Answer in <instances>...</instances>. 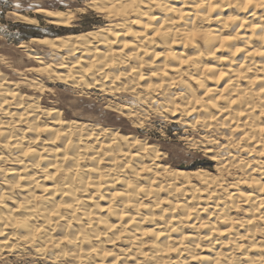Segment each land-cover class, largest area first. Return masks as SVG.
I'll return each instance as SVG.
<instances>
[{
	"label": "clouds",
	"instance_id": "obj_1",
	"mask_svg": "<svg viewBox=\"0 0 264 264\" xmlns=\"http://www.w3.org/2000/svg\"><path fill=\"white\" fill-rule=\"evenodd\" d=\"M9 229L0 264H264V0H0Z\"/></svg>",
	"mask_w": 264,
	"mask_h": 264
},
{
	"label": "bare ground",
	"instance_id": "obj_2",
	"mask_svg": "<svg viewBox=\"0 0 264 264\" xmlns=\"http://www.w3.org/2000/svg\"><path fill=\"white\" fill-rule=\"evenodd\" d=\"M122 9H117V11H121ZM162 22V21H161ZM137 27V30H141L140 28H139V26H136ZM152 35H155L154 33H152ZM37 39H43V38H37ZM129 43H130V41H129ZM115 47H118V46H115ZM100 48H101V50L103 51L104 50V46L103 45H101L100 46ZM157 51L159 52L160 51V49L158 48L157 49ZM237 55H240V53H238ZM38 65H39V63H38ZM59 71H63V70H59ZM9 85H11V84H9ZM13 85V84H12ZM12 87V86H11ZM10 87V88H11ZM26 91V90H25ZM21 111H22V109H21ZM15 113V112H14ZM21 116H22V114H21ZM17 119H19V116H18V118ZM19 167L20 166H18V165H16V169H19ZM13 175H16L14 172H10V173H8V179L11 177V176H13ZM16 179H18V177H16ZM5 188L7 187V185H5L4 186ZM20 191V193H21V196L19 197V199H22V197H23V194H24V192H25V190L24 189H20L19 190ZM7 204H8V207L9 208H12V209H16L17 207H18V201H17V199H15L14 198V200L11 202V200L10 201H7ZM7 214V213H6ZM203 215V214H202ZM129 226H131V224H129ZM11 229H9V230H7V233H6V235L4 236V237H0V239H6L7 238V234H11ZM222 238H224V239H226V235L224 236V237H222ZM220 249H219V246L217 247V251H219ZM225 250H227V249H225ZM202 252V251H201ZM202 254V253H201ZM173 256L175 255L174 253L172 254ZM203 256H214L215 255V252L214 251H210V250H205V253L204 254H202Z\"/></svg>",
	"mask_w": 264,
	"mask_h": 264
},
{
	"label": "rangeland",
	"instance_id": "obj_3",
	"mask_svg": "<svg viewBox=\"0 0 264 264\" xmlns=\"http://www.w3.org/2000/svg\"><path fill=\"white\" fill-rule=\"evenodd\" d=\"M35 38H44V37H35ZM45 63H47V61H45ZM26 67H29V68H33V69H35V68H38V67H40V64L38 65V62H36V61H33V62H30V63H28V64H26L25 65ZM6 74H8V73H6ZM39 76V73H37V72H32V73H29V78H32V79H35L36 77H38ZM11 78V77H10ZM8 87H9V89H12L13 87H14V84L12 85H7ZM12 86V87H11ZM11 87V88H10ZM26 90V91H25ZM21 94H28V95H30L31 93H30V90H28V89H23V91H22V93ZM9 111H12V112H19L20 113V115L22 114L23 115V111H21V109H16V108H11V109H9ZM18 118V117H17ZM10 119V118H9ZM6 154V153H5ZM19 166V165H18ZM13 167L15 168L16 167V165H13ZM10 180H12V179H16V175H13V176H11L10 178H9ZM13 200H11V202H12ZM110 247V246H109ZM205 250H207V249H202V254H204L205 253Z\"/></svg>",
	"mask_w": 264,
	"mask_h": 264
}]
</instances>
